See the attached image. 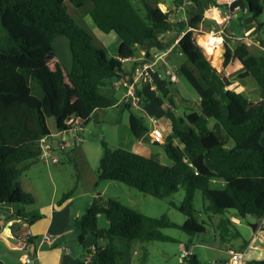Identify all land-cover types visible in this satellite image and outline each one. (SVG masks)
<instances>
[{
    "label": "trees",
    "instance_id": "16d2710c",
    "mask_svg": "<svg viewBox=\"0 0 264 264\" xmlns=\"http://www.w3.org/2000/svg\"><path fill=\"white\" fill-rule=\"evenodd\" d=\"M64 1L76 9L93 3L90 17L98 30L106 35L115 33L121 40L117 58L94 45L92 33L75 22ZM164 1L175 7L189 4L186 21L174 23L169 12L159 7ZM240 1L257 24L264 14V0ZM141 3L143 9L131 0H0V205H12L14 220L33 225L41 218L40 214L25 213L24 207L34 205L35 199L21 188L19 180L38 162L40 140L51 137L49 119H54L57 133H65L70 130L69 121L82 120L83 129L96 111L116 106L118 100L100 94L99 89L106 80L124 77L123 62L134 58L139 50L144 49L151 58L152 50L165 52L181 37L177 49L202 85L213 92L200 100L197 112L184 118L177 119L173 112L165 111L173 132L165 138L163 149L172 166L102 143L97 182H117L153 198L167 199L186 221L179 226L167 214L152 218L109 198L102 208L109 227L99 229L102 198L98 195L78 220L79 244L83 246L90 236L97 240L94 250L89 247L85 251V257L91 255V264H127L117 241L144 247L173 242L163 233L165 229H180L189 236L205 233L206 222L194 206L197 192L202 195L203 213L209 220L219 219L217 229L223 241L235 225L232 217L264 215V52L253 56L243 46L231 48L225 40L223 68L235 60L242 65L239 80L252 78L260 90L261 99L254 102L230 89L232 82L212 66L195 40L194 32L203 24L207 11L216 6V0H156V7L143 0ZM246 19L240 18L242 27H247ZM249 27L247 31L252 29ZM170 32H175V38L163 42L161 37ZM60 37L69 42V72L60 62L53 68L48 63L51 46ZM256 40L264 48V40ZM168 100L173 106L172 98ZM156 102L164 104L159 99ZM129 123L136 139L149 132L137 113L131 112ZM216 183L224 185L219 188ZM77 185L62 196L60 205L75 195ZM180 189L184 198L176 204L172 198ZM148 259L147 250L142 248L137 264H148ZM187 263L200 264L195 255ZM79 264H85L84 260Z\"/></svg>",
    "mask_w": 264,
    "mask_h": 264
},
{
    "label": "rangeland",
    "instance_id": "374dc122",
    "mask_svg": "<svg viewBox=\"0 0 264 264\" xmlns=\"http://www.w3.org/2000/svg\"><path fill=\"white\" fill-rule=\"evenodd\" d=\"M131 1L137 8L143 9L141 0ZM143 1L149 6H157L156 0ZM64 3L67 12L75 20V22L88 31L89 29H87L86 25L83 24L82 18L88 17V20L94 24L89 16L90 10L93 8V3L88 2L80 9L74 8L68 1H64ZM161 4V6L159 5L160 8L165 12H169L170 18L174 23L186 21V10L189 7V4H186L181 8L175 7L170 2L164 1ZM210 10L207 11V13H211ZM220 10L222 12L224 11L222 8H220ZM261 24H263V27L258 28V26ZM246 26L247 27H242L240 24V19H236L231 24L224 27V33L222 34L220 33V31H222L221 28L218 27L213 19L211 17L205 16V20L200 26L199 30L194 32V37L197 44L204 49L205 54L208 60H210L212 66L216 68L218 72H223L226 77L231 79L232 85L230 89L241 91L242 89L239 85L241 84L246 88L243 92V95L246 98L252 101H259L261 94L255 80L252 78L239 80L238 75L243 71V67L238 61L235 60L227 69L223 68L225 40L228 41V44L231 48L235 49L237 46H243L253 56L263 53L261 48H264L256 40V37H260V39L264 40V14L257 19V24L253 22L252 24ZM249 26H252L254 33L252 32L253 34L251 33L250 36L245 37L244 32L250 28ZM96 31L95 33L97 35L100 33L101 35L107 36L98 29ZM209 34H213L222 39L219 49L211 48L203 42V38ZM169 35V33L165 34L167 40H171V37H173ZM115 37L119 41V38L116 35ZM94 45L99 48V45L96 41H94ZM113 47L114 45H111L109 50L112 51ZM115 50H117L116 47ZM175 53L176 55H172L171 59L168 61L169 69L176 68L177 71L182 69V72L178 74L180 84L176 85L175 88L180 91L184 100H176L174 111L177 116L184 118L186 114L192 111L197 112L199 110V100L209 96L208 94L209 92L211 93L212 90L204 86H200L197 82L198 74L195 72L197 76L194 75L193 71L189 69L190 64L188 63L187 58L183 55L180 56L179 50L173 52V54ZM57 62L62 63L66 69L71 67V52L69 42L64 37L56 39L51 46V55L48 58V63L53 68ZM129 68L130 65H126V69L128 70ZM154 107H156V109L161 112V109L158 105L155 104ZM133 111L143 118L144 124L149 125L147 117L144 113L134 109L129 110L124 108L121 111L110 110L107 112L106 116L109 118V120L117 119V127H114L116 125L108 124L107 122L102 123L101 117L99 116L98 118L95 117L88 124H86L82 129V132L79 133L80 137L84 139L80 146L84 145L88 149L91 167L96 176L98 175L99 165V163H97L98 159L96 158V155L99 151L102 156L103 142L107 143L108 147L111 149H123L133 152L132 143L135 138L128 122L129 116ZM48 123L50 128L55 131L56 128L54 119H49ZM100 127H102V129ZM71 136V134H67L64 135L63 138L65 141L73 144L74 138H71ZM57 151L59 150L55 149L53 151L54 156H56ZM61 156V161L57 164H52L53 162L46 163L38 161L23 173L19 183H21L22 186L27 190H33L37 188L40 191L41 197H47L50 195L53 189L50 179V175H52L54 182L60 186L59 194L64 195L65 193L73 190L78 183V170L76 163L74 162L73 158H70L67 155L62 154ZM97 184L98 186L94 189L97 190V193H99L102 198L101 210L98 216L99 229H107L109 227L108 221L102 213V208L107 205L109 198H115L123 205L152 218H160L164 214H167L170 220L179 226L184 225L186 221V217L182 213L169 206V200L167 199L153 198L136 189L117 182L101 181L97 182ZM78 187L77 190L79 189ZM105 187H107L106 190L104 189ZM183 198L184 190L180 189V191L174 195L172 200L176 204H180ZM32 206L24 207L25 213L30 214ZM194 206L196 211L202 214L201 217L206 222L207 231L205 233L189 236L180 229H165L163 230V233L166 236L171 237L174 240L173 242H154L146 244L144 247H141L140 244L136 243H121L117 241V247L124 253L127 261H129L127 264H137L142 248H145L149 254L148 264H185L181 247L188 248L190 253L198 258L200 264H213L222 257L226 256V249L232 248L234 250H240L241 248L247 246L253 239L254 246L258 247V251H250L245 261H264V231H259L256 234V231L253 229L254 225H260L258 218L247 217L245 219H238L239 224H235L230 227V235L226 240L223 241L221 240L219 231L217 229L219 219L213 218L209 220L208 217L203 213V199L200 192L196 193ZM231 215L233 216V212H231L230 216ZM14 225L15 220L12 219V222H10L5 227L4 234H8L10 228ZM89 238L91 239V237H88L87 240ZM7 243L8 241L6 238L3 237L0 239V256L8 258V264H21L20 259L22 255L26 253V251L24 252L23 250H20V247H18L17 250H10Z\"/></svg>",
    "mask_w": 264,
    "mask_h": 264
},
{
    "label": "crops",
    "instance_id": "0c3cea01",
    "mask_svg": "<svg viewBox=\"0 0 264 264\" xmlns=\"http://www.w3.org/2000/svg\"><path fill=\"white\" fill-rule=\"evenodd\" d=\"M161 5L162 4H160V6ZM217 16L218 15H216V18ZM248 17L250 16H245V18H248ZM82 19H83L82 20L83 24L86 25L87 29H89L88 31L91 32L92 35L94 34L93 35L94 41L97 42V44L99 45V48L105 49L109 57L117 58L119 46L121 44L120 38L115 33H111L107 36L101 35L100 33L97 35L95 33V31L98 29L96 25L92 24L88 20V17L87 18L84 17ZM169 34H170L169 36H173L171 37V40H173L176 35L175 32H170ZM115 35L119 38V41L116 39ZM161 39L163 40V42L170 41L166 39L165 35H163ZM180 39L181 37L176 38L172 46L166 50L168 52V55L166 56V63L164 64H166L167 68H169L168 61L171 59L172 55H176V53L173 54V52L178 51L176 46ZM111 45H114L112 51L109 50V48H111ZM115 47L117 50H115ZM261 50H263L264 52V49L261 48ZM159 53L160 52L155 51V50L151 51V55H155ZM179 55L182 56L180 51H179ZM143 58H147L145 55L144 49L139 50L136 53L134 58L127 59L126 61H124L123 70L125 74L127 75L131 73V71L133 70V67L136 64L135 61H142ZM126 65H130V68L128 70L126 69ZM230 66L231 64L227 68H229ZM70 68L71 67L66 69L64 67V69L67 72L70 71ZM189 69L193 71L194 75H196L195 71L191 68L190 65H189ZM181 72H182V69L181 70L179 69L177 71V77H178V74ZM197 78H198L197 79L198 84L200 86H203L199 77ZM118 80H120V78L106 80L104 82V85L100 87L99 89L100 94L106 97H114L118 100V103L116 106L108 110H105V111H96L94 113L93 117L98 118L100 116L102 123L107 122L108 124H112V125L118 124V122H116L117 119L109 120V118H107L106 116L107 112H109L110 110H120L121 111L122 109L127 108L126 105L122 102L123 90L117 89L115 86ZM229 80L231 81V79ZM178 84H180V79H178V81L173 84L170 83L168 80L156 81V83L154 84L156 87L155 90H152L150 87H147V86H140L138 88L139 94L144 99L143 109L140 112L144 113L147 117V121L149 122V125L145 124V126L148 128L149 132L141 139H136L134 137L135 139L132 143L133 152L136 154L142 155L146 158L156 159L162 164L167 165V166H172L173 162L166 155L163 149V146L157 145L152 142L151 131L154 127L153 122L155 121L157 127L161 129L164 135V138L172 134L173 123L167 117L165 113L166 110L173 112V114L175 115L177 119L182 118L180 116H177L174 111L176 100L178 99L184 100L181 96L180 91L175 88V86ZM239 85L242 90L241 91L234 90V91H236L237 93L243 94L246 88L241 84ZM212 93L213 92L211 93L209 92L208 95L210 96L212 95ZM169 98H172L174 102L173 106L169 102L168 100ZM156 99L163 101L164 104L160 106L156 102ZM254 102H257V101H254ZM155 104L160 107L161 112L158 111L156 107H154ZM129 120H130V116H129ZM117 126L118 125L114 127H117ZM129 126H130V123H129ZM100 128L102 129V127ZM50 131H51L50 142L55 149H58L61 140H64V138L60 133H57L56 130L53 131L50 128ZM175 143L180 148L179 141L175 140ZM62 154L67 155L70 158H73L77 166L78 186H79L78 188L79 189L76 191L75 195L71 199L67 200L66 202L60 205L58 202L60 201L63 194H59L60 186H58L54 182V178L52 175H50V179H51V185L53 189L50 195L47 197H41L40 191L37 188L33 190H27L20 183L21 188L25 192H28L29 194L31 193L34 196L35 204L32 206L30 210L31 213L40 214L41 218L37 220L33 225H29L28 223H25L22 220H15L14 226H20V227H25V228L27 227L32 235V238L22 247L14 239L9 238V237L7 238V234L6 235L4 234L5 229L0 233V239L3 237L7 239L8 248L10 250H17V248L20 247V250H23L24 252L26 251L27 253V254L24 253L23 255L32 256V258H34L37 264H79L80 261H83L85 259L86 249H88L89 247L97 243V240L94 236H90L91 239L90 238L88 240L86 239L83 246H81L78 241V236L80 234V231L78 229V220L90 208L94 199L98 195H100L99 193H97V190L94 189L98 186L97 176L91 167L89 151L84 145H81V146L79 145L75 147L73 144L69 143V145L66 146L65 149L57 151L56 156H54L55 162H53L52 164L59 163L61 161ZM96 158L98 159L97 163H99L101 159V154L99 153V151L97 152ZM216 186L222 187L223 185L222 183H217ZM106 188L107 187H105L104 189L106 190ZM12 213H13V208H12ZM10 222H12V220ZM263 231H264V228H263ZM45 235H50L53 238L54 243L52 246L48 244H44L42 242V239ZM224 258L225 257H222L220 260L216 262H220ZM8 262H9L8 258H4L0 256V263L8 264Z\"/></svg>",
    "mask_w": 264,
    "mask_h": 264
},
{
    "label": "built area",
    "instance_id": "2783aa9c",
    "mask_svg": "<svg viewBox=\"0 0 264 264\" xmlns=\"http://www.w3.org/2000/svg\"><path fill=\"white\" fill-rule=\"evenodd\" d=\"M220 8H222V10L224 9V11L222 12ZM210 12L213 21L218 25L219 28H221L222 31H220V33L222 34L224 33L223 29L226 25L231 24L236 19L248 16V8L240 0H216V6L213 7ZM216 15H218V18H216ZM253 31L254 29L245 32L244 36H250ZM167 55L168 52L165 51L155 54L151 58H143L142 61H135L136 64L133 67L131 73L121 77L120 80H118L115 86L117 89L123 90L122 102L125 105H128L132 109L140 112L142 111L144 105V99L138 92V88L140 86H147L152 90H155L156 87L154 84L156 81L168 80L172 84L178 81L176 68L169 69L166 67L165 71L162 67V65L166 63ZM81 123L82 120L80 119L75 121L71 120L68 122L70 130L65 133H60L62 136L71 134V138H74L73 145L75 147L79 146L84 141V139L79 135V133L82 132V129L80 128ZM153 125L154 127L151 131L152 142L163 146L165 143L164 135L161 129L157 127L155 121L153 122ZM68 145V141L61 140L58 149L63 150ZM40 149L41 153L38 157V161L46 163L55 162L53 153L55 149L50 142V137H44L40 140ZM258 220L260 221V225H257L256 227V234L259 231H263L264 215L259 217ZM231 221L234 224H239V220L234 217L231 218ZM7 235L9 238L17 241L21 247L32 238L28 228L20 226H12ZM42 242L52 246L54 240L50 235H45L42 239ZM90 249L94 250V246H91ZM181 250L184 257V262L185 264H188L187 261L192 254L186 247H181ZM250 251H258V247L254 246V239L247 246L241 248L240 250H234L232 248L226 249L225 258L222 261L214 262L213 264H248L249 262L245 261V259ZM20 260L22 264H37L34 258H32L30 255H22ZM84 262L85 264H91V255H87L84 259Z\"/></svg>",
    "mask_w": 264,
    "mask_h": 264
},
{
    "label": "water",
    "instance_id": "95a60500",
    "mask_svg": "<svg viewBox=\"0 0 264 264\" xmlns=\"http://www.w3.org/2000/svg\"><path fill=\"white\" fill-rule=\"evenodd\" d=\"M206 16L211 17V13H207ZM253 22H254L253 19L251 17H248V19H246L245 25H250ZM162 67L166 71V64H163ZM13 218H14V214L12 213V205L9 203L1 204L0 205V233L5 229V227L9 224V222ZM253 229L256 231V225L253 226Z\"/></svg>",
    "mask_w": 264,
    "mask_h": 264
},
{
    "label": "bare ground",
    "instance_id": "6f19581e",
    "mask_svg": "<svg viewBox=\"0 0 264 264\" xmlns=\"http://www.w3.org/2000/svg\"><path fill=\"white\" fill-rule=\"evenodd\" d=\"M203 42L211 48L219 49L222 43V39L213 34H209L203 38Z\"/></svg>",
    "mask_w": 264,
    "mask_h": 264
}]
</instances>
